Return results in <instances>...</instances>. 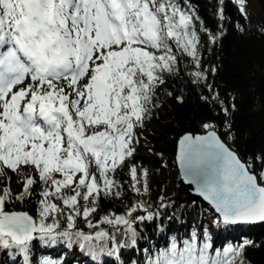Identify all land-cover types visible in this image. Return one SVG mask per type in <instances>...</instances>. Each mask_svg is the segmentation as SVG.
Returning a JSON list of instances; mask_svg holds the SVG:
<instances>
[{
  "label": "snow or ice",
  "instance_id": "snow-or-ice-1",
  "mask_svg": "<svg viewBox=\"0 0 264 264\" xmlns=\"http://www.w3.org/2000/svg\"><path fill=\"white\" fill-rule=\"evenodd\" d=\"M230 2L250 19L248 0ZM217 15L226 20L222 3ZM200 21L193 0H0V253L11 264H65L37 258V248L57 246H78L91 264H124L123 249L137 248L141 227L155 228L161 214L144 199L122 213L100 215L102 205L125 191L150 194L149 170L136 162L140 134L168 81L188 66L189 83L212 93L200 99L215 101L224 120L180 137L184 182L215 223H264V158L245 160L229 144L236 106L207 82ZM33 202L35 215L16 210ZM159 208H167L162 197ZM249 243L216 248L200 225L145 247L143 264H246Z\"/></svg>",
  "mask_w": 264,
  "mask_h": 264
},
{
  "label": "trees",
  "instance_id": "trees-1",
  "mask_svg": "<svg viewBox=\"0 0 264 264\" xmlns=\"http://www.w3.org/2000/svg\"><path fill=\"white\" fill-rule=\"evenodd\" d=\"M201 17V26L206 27L207 34L201 33L204 40L203 66L209 70L208 84L219 93L225 103H235L232 112V126L236 135L235 141H229L233 150L245 160L264 158V0H248V20H241L236 6L230 0H193ZM220 3L223 4L226 20H221L218 13ZM242 24L245 32L241 33L237 25ZM222 42L213 46L208 42V34L220 35ZM217 69L214 75L210 69ZM191 71L188 66V72ZM188 72L180 78L168 81V86L160 93L154 112L156 115L147 120V131L141 132V150L137 147L136 162L148 170H161L165 165L173 172L172 193L163 201L166 209H160V199L151 198L153 211L160 212L156 227H141L145 240H141L137 248L123 249L121 260L124 264H143L148 253L143 249L152 246L165 247L171 239L180 240L194 228L202 225L213 229V244L223 248L225 243L233 246L246 245L244 255L246 264H264V223L259 225H224L215 223V215L206 205L193 203L186 187L179 179L175 165L177 140L187 132L201 133L200 125L204 120H213L218 125L224 120L219 105L213 101L205 104L200 96L211 97L212 93L204 86L189 83ZM171 91L172 96L167 92ZM183 96V103L177 101ZM234 98V100H233ZM144 151V153L142 152ZM127 181V175L121 177ZM137 197L125 191L123 199L104 201V210L122 213L124 205L135 203ZM16 210L27 211L35 215L33 204L18 205ZM197 216L196 225H192V217ZM99 218V216H97ZM162 221V223H161ZM84 231H91L83 224ZM102 227H107L102 225ZM150 238V239H149ZM37 258L49 255L62 257L65 264H90V258L79 247L67 249L57 246L54 249H36ZM85 259V261H84ZM90 261V262H89ZM0 264H11L7 255L0 253Z\"/></svg>",
  "mask_w": 264,
  "mask_h": 264
},
{
  "label": "rangeland",
  "instance_id": "rangeland-1",
  "mask_svg": "<svg viewBox=\"0 0 264 264\" xmlns=\"http://www.w3.org/2000/svg\"><path fill=\"white\" fill-rule=\"evenodd\" d=\"M156 115L155 112H153L152 117ZM147 121H145L144 130L147 131ZM141 140H142V134ZM141 140L140 144L137 146L139 150H141ZM144 153V151L142 150ZM173 172L170 168H168L166 165L161 170H149V178H150V194H148L145 197H137V199H144L146 201L151 202V198L153 196H157V199H160L161 197L163 199H166L171 193H172V186H173ZM120 200V199H118ZM192 225H196L197 223V216L192 217ZM209 235L211 236V242H213L214 239V231L209 226L205 228ZM228 245H232L231 243H225L223 247H226ZM233 246V245H232ZM219 248V247H218ZM85 261V259H84ZM90 262V261H89ZM91 264V262H90Z\"/></svg>",
  "mask_w": 264,
  "mask_h": 264
},
{
  "label": "water",
  "instance_id": "water-1",
  "mask_svg": "<svg viewBox=\"0 0 264 264\" xmlns=\"http://www.w3.org/2000/svg\"><path fill=\"white\" fill-rule=\"evenodd\" d=\"M196 134V133H194ZM201 134V133H199ZM184 135V134H183ZM198 135V133H197ZM180 137L178 138L177 140V145H176V152H175V155H174V158H175V165H176V169L178 171V174H179V179L180 181L183 183V185L186 187L187 189V192H188V196H189V199L193 202V203H196V204H201V205H206L209 209L212 210V208L210 207V205L208 204V202L204 201L202 197H200L198 195V193H196L195 191V188L194 186H190L188 185L187 183L184 182V179H183V170L180 166V163H179V160H178V152H179V149H178V141H179ZM213 211V210H212ZM214 213V211H213ZM215 215V213H214ZM260 223H255V224H247V225H259ZM239 225V224H237Z\"/></svg>",
  "mask_w": 264,
  "mask_h": 264
}]
</instances>
